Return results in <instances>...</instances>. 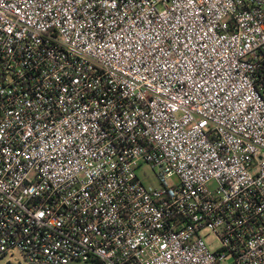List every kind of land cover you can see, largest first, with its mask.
Returning a JSON list of instances; mask_svg holds the SVG:
<instances>
[{
  "label": "built area",
  "instance_id": "2783aa9c",
  "mask_svg": "<svg viewBox=\"0 0 264 264\" xmlns=\"http://www.w3.org/2000/svg\"><path fill=\"white\" fill-rule=\"evenodd\" d=\"M13 250L264 264V0H0V260Z\"/></svg>",
  "mask_w": 264,
  "mask_h": 264
},
{
  "label": "rangeland",
  "instance_id": "374dc122",
  "mask_svg": "<svg viewBox=\"0 0 264 264\" xmlns=\"http://www.w3.org/2000/svg\"><path fill=\"white\" fill-rule=\"evenodd\" d=\"M138 175L141 177V179L144 181L145 184L150 185H159V180L157 178V175L155 173V170L151 167L150 164L144 163L141 168L137 170ZM172 181H176V178H173ZM207 233V231H205ZM214 240L213 244H211V248L215 249L218 247V242L213 238V239H208ZM29 264L23 255L16 250L10 251L2 260H0V264ZM70 264H86L83 261H76L72 262Z\"/></svg>",
  "mask_w": 264,
  "mask_h": 264
}]
</instances>
